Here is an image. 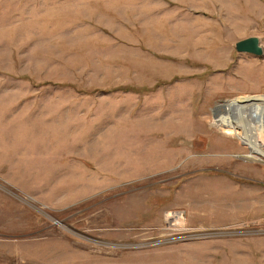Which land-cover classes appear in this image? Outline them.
<instances>
[{"label":"rangeland","instance_id":"1","mask_svg":"<svg viewBox=\"0 0 264 264\" xmlns=\"http://www.w3.org/2000/svg\"><path fill=\"white\" fill-rule=\"evenodd\" d=\"M251 99L264 0H0V264H264Z\"/></svg>","mask_w":264,"mask_h":264},{"label":"bare ground","instance_id":"2","mask_svg":"<svg viewBox=\"0 0 264 264\" xmlns=\"http://www.w3.org/2000/svg\"><path fill=\"white\" fill-rule=\"evenodd\" d=\"M214 118L216 119L215 126L219 128L224 135L229 137L236 136L241 142L240 145L246 147L248 154L236 155L235 158L237 160L254 164L264 163V161H262L264 158V102L251 99L223 103L222 105L215 107ZM252 154L261 156L262 160ZM204 187L205 186H203V188ZM224 187H226V185ZM221 188H223V186ZM221 190L223 191V189ZM215 191H217V189H215ZM219 191L220 189H218V192ZM222 193H224L226 198L227 195L229 196L230 194L225 192ZM230 196L232 195L230 194Z\"/></svg>","mask_w":264,"mask_h":264},{"label":"water","instance_id":"3","mask_svg":"<svg viewBox=\"0 0 264 264\" xmlns=\"http://www.w3.org/2000/svg\"><path fill=\"white\" fill-rule=\"evenodd\" d=\"M235 51L238 53H246L256 57L263 55V50L260 46L259 40L256 37H250L239 41L235 44Z\"/></svg>","mask_w":264,"mask_h":264},{"label":"built area","instance_id":"4","mask_svg":"<svg viewBox=\"0 0 264 264\" xmlns=\"http://www.w3.org/2000/svg\"><path fill=\"white\" fill-rule=\"evenodd\" d=\"M168 221V220H167ZM171 225H173L172 223H171Z\"/></svg>","mask_w":264,"mask_h":264}]
</instances>
